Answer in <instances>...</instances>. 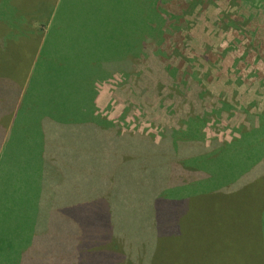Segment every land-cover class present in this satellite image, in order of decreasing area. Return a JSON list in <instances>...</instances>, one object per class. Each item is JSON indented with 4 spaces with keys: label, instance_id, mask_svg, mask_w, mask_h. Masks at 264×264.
<instances>
[{
    "label": "trees",
    "instance_id": "16d2710c",
    "mask_svg": "<svg viewBox=\"0 0 264 264\" xmlns=\"http://www.w3.org/2000/svg\"><path fill=\"white\" fill-rule=\"evenodd\" d=\"M22 1L28 12L48 9L46 0ZM13 20L0 14V264H152L167 245L166 253L181 249L182 264H208L212 255L231 262L237 239L252 233L258 240L246 243L264 264V111L257 127L210 146L193 115L186 129L168 128L158 140L119 134L83 84L98 71L89 69L96 53L69 60L70 68L55 26L36 57ZM126 57L130 71L134 52ZM115 60L104 56L101 68L123 65ZM32 65L20 86L13 75ZM84 99L88 105H78Z\"/></svg>",
    "mask_w": 264,
    "mask_h": 264
},
{
    "label": "rangeland",
    "instance_id": "374dc122",
    "mask_svg": "<svg viewBox=\"0 0 264 264\" xmlns=\"http://www.w3.org/2000/svg\"><path fill=\"white\" fill-rule=\"evenodd\" d=\"M189 2L46 0L47 10L40 12L39 7H34L28 12L27 1L3 0L0 14L14 19L17 34L27 33L25 37L36 57L55 26L64 57L74 56L71 50L80 49L75 45L78 42L81 44L77 46L88 50L79 53L95 56L91 65L100 72L84 77L83 84L95 89L94 111L112 127L116 125L117 133L139 132L158 140L168 128L178 133L186 129V118L193 115L200 117V137L210 146L214 139L231 141L240 136L242 128L257 127L258 117L252 116L264 111V0H191V5ZM141 10H150L149 15L144 13L151 18V27L141 23ZM159 12L160 17H153ZM125 18L120 27L118 22ZM158 18L165 19L160 21L161 27ZM84 24L86 30L96 32L94 40L76 35L75 31ZM69 31L72 33L68 34ZM99 34L106 40L99 39ZM94 50L96 55L91 56ZM129 51L134 52V57L130 71H126ZM104 56L109 61L116 59L113 64L122 61L123 65L113 67L110 74L101 68ZM74 67L72 64L70 68ZM33 68L32 65L26 71L17 70L13 78L24 86ZM87 101L84 99L78 105L86 106ZM179 119L182 124H178ZM83 228L89 226L83 224ZM196 237L193 251L201 249V233ZM250 237L258 240L253 233L243 244L237 239L238 256L232 255L231 262L212 255L207 263L257 264L261 260L257 248L253 250L252 244L246 243ZM145 245L146 242L142 243L135 251L137 259L142 257V251L146 252ZM167 249L172 250L169 245ZM179 251H162L152 264H182L185 257L179 259ZM192 260L198 261L199 256Z\"/></svg>",
    "mask_w": 264,
    "mask_h": 264
},
{
    "label": "crops",
    "instance_id": "0c3cea01",
    "mask_svg": "<svg viewBox=\"0 0 264 264\" xmlns=\"http://www.w3.org/2000/svg\"><path fill=\"white\" fill-rule=\"evenodd\" d=\"M84 20H85V18H84ZM122 22H124L123 20H120L119 22H118V24L121 26L122 25ZM86 25H87V23H85ZM85 24H84V26L82 25V26H79L78 27V29H77V31H75L76 32V35H78V36H83V37H85L86 39L87 38H89V37H91L90 39L91 40H94L93 38L95 37L94 35H95V33L96 32H94V31H92V30H86L85 28H86V26H85ZM80 27H82V28H80ZM82 31H85V33H83ZM70 33H72L71 31H69L68 32V34H70ZM99 39H103V40H106V38L104 37V36H101L100 37V34H99ZM142 42V41H141ZM79 43L81 44V42H78V43H76L75 45H76V47H78V48H80V49H77L76 51H74V49L72 48V50H71V52H72V55H74V56H72L71 58H66V60H79L80 59V57H85L83 54H81V53H79V52H82V51H84V52H88V50L85 48V47H79V46H77V45H79ZM144 43V42H143ZM100 44H103V43H101L100 42ZM117 45H118V43H116ZM120 44V43H119ZM68 45H70V44H68ZM70 46H73V45H70ZM141 46V45H140ZM76 49V48H75ZM140 50H141V47H139V52H140ZM136 52L138 53V47H137V49H136ZM93 53H96V50H94V52ZM101 54H103V52H101ZM92 59L93 58H89V61L90 62H92ZM68 64H75V63H72V62H70L69 61V63ZM71 65H69V67H71ZM89 69L90 70H92V71H94V70H96V69H94L93 67H92V65H90V67H89ZM109 72H110V74L112 73L111 72V70H108ZM93 74H95V73H92L91 75H93ZM92 91H95V89L94 90H92ZM93 104H94V106H95V98L93 99ZM254 116H257L258 117V115H255L254 114ZM183 118V117H182ZM181 119V118H180ZM179 119V121H178V124L180 123V124H182V121ZM186 120H188V117L186 118ZM185 123V122H184ZM204 143H205V141H204ZM206 144V143H205Z\"/></svg>",
    "mask_w": 264,
    "mask_h": 264
}]
</instances>
